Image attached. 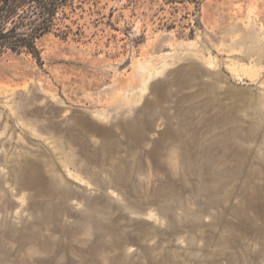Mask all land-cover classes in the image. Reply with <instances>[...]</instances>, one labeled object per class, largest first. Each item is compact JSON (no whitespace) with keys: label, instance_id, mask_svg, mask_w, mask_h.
Listing matches in <instances>:
<instances>
[{"label":"rangeland","instance_id":"obj_1","mask_svg":"<svg viewBox=\"0 0 264 264\" xmlns=\"http://www.w3.org/2000/svg\"><path fill=\"white\" fill-rule=\"evenodd\" d=\"M35 43L0 57V264H264V0H61Z\"/></svg>","mask_w":264,"mask_h":264},{"label":"trees","instance_id":"obj_2","mask_svg":"<svg viewBox=\"0 0 264 264\" xmlns=\"http://www.w3.org/2000/svg\"><path fill=\"white\" fill-rule=\"evenodd\" d=\"M59 4L61 0H0V57L23 49L39 60L35 40L49 30Z\"/></svg>","mask_w":264,"mask_h":264}]
</instances>
